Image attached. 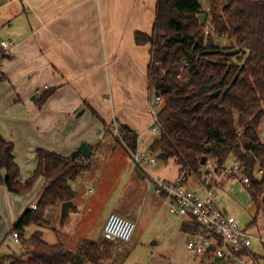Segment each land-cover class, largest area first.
<instances>
[{"label":"crops","instance_id":"crops-1","mask_svg":"<svg viewBox=\"0 0 264 264\" xmlns=\"http://www.w3.org/2000/svg\"><path fill=\"white\" fill-rule=\"evenodd\" d=\"M157 1L0 0V42H9L7 48L0 46L3 50L0 55V134L15 142L19 181L23 183L33 175L38 149L65 157L78 151L81 144L91 150L87 158L92 165L71 182L75 197L73 205L65 211L64 220L75 228L69 230L73 232L74 245L67 247L62 237H57L55 242H62L69 250H75L78 243L86 239L91 214L108 198V191L102 198L89 196L86 187L96 186L105 174L111 183L117 179L111 176L119 175L117 170L129 174L131 161L133 172L126 183L133 186L129 190L128 205L120 203V190L110 213L121 214L137 226L142 212L132 203L138 204L142 186L145 187L143 197H150L153 203L154 217L160 215L165 205L169 208L168 200L156 192L150 177L174 181L179 166L171 159L157 160L155 165L143 161L149 154L148 145L158 135L150 128V46L138 45L135 41L136 33H152ZM216 1L222 4L225 0ZM210 6L204 9L207 11ZM47 89L52 92L39 107L36 99ZM112 122L127 125L136 132L135 153L143 161L139 167L144 174L137 169L133 155L113 136L105 135L107 124ZM44 186V178H38L30 193L24 196L0 186V241L3 230L12 226L26 208L37 201ZM223 208L229 214L228 209ZM255 208L243 224L232 216L241 228L258 237L264 234V213L262 205ZM50 209L52 218L59 221L61 206ZM163 212L161 225L154 234L159 233L154 236L176 226ZM110 213L100 221L101 235ZM185 224L183 219L178 240H183V230L187 234ZM54 231L57 235V229ZM252 249L264 264V243L254 240ZM175 262L189 264L188 260ZM166 263L156 258L149 262Z\"/></svg>","mask_w":264,"mask_h":264},{"label":"trees","instance_id":"trees-1","mask_svg":"<svg viewBox=\"0 0 264 264\" xmlns=\"http://www.w3.org/2000/svg\"><path fill=\"white\" fill-rule=\"evenodd\" d=\"M202 13H206L204 23ZM208 20L213 31L205 40ZM228 35L234 36L232 43L211 45V41L217 43L215 37ZM135 41L150 46L149 88L162 100L158 110L161 133L148 145V153L157 160H173L179 173L184 169L198 173L203 157L217 168L236 158L250 179L247 189L254 205L264 206V138L260 135L264 118V0L224 1L221 10L213 2L209 12L199 0H158L152 33H136ZM235 48L238 53H226ZM244 49L250 55L240 68L234 59L242 61ZM51 92L47 89L38 96L39 107ZM214 92L217 95L212 96ZM112 124L119 128V135H114L111 125L105 135L135 153L136 132L127 125ZM15 147L12 139L0 134V186L20 196L30 193L38 178H44L45 186L35 202L37 208L33 211L28 206L13 225L22 252L0 256V264H85V246L69 250L62 242L50 244L35 234L26 236V229L49 225L48 209L74 199L71 182L91 167L90 158L78 151L65 157L38 149L36 169L22 183ZM137 169L144 174L139 165ZM258 170L262 172L258 174ZM65 217L66 212L61 219ZM198 226L195 223L194 227ZM185 228L190 231V223L186 222ZM118 242L102 234L98 244L111 252Z\"/></svg>","mask_w":264,"mask_h":264},{"label":"rangeland","instance_id":"rangeland-1","mask_svg":"<svg viewBox=\"0 0 264 264\" xmlns=\"http://www.w3.org/2000/svg\"><path fill=\"white\" fill-rule=\"evenodd\" d=\"M211 2L212 0H201L202 6L205 9L206 7L211 5ZM222 4L216 1L215 5L217 6L218 10H221ZM207 12H209V10H207ZM233 40V35H228L222 39L215 37V41L221 46H223L224 44H230L233 42ZM110 128L113 131V124H111ZM260 128L261 139H263L264 118L262 119ZM133 166L134 165L131 161V172H133ZM122 171L123 170L116 171V173L119 175H115V172L114 174H112L115 176H111V179L117 178L116 180H112L114 183H112V181L111 183H108L110 177L105 174L100 181H97L98 183L96 186L91 185L89 187H86V191L89 196L95 195L96 197L102 198L108 191V198L107 201L104 202V204L98 207L95 212L91 214L89 220L90 222L87 225L88 230L87 233H85L86 239L84 243H78V245L76 246L79 249L81 248L80 246H85L83 251L87 254V258L85 257L84 259L85 264H149L150 260H153L154 258L161 260V263L167 262L169 264H176L178 263L175 262L177 260H179L180 262L182 260H188L189 264H198L200 262L208 264L221 263L213 254H200L196 258H192V256L186 249V231H182L185 233L182 236L183 240H178L177 238V234L179 230H181V222L183 221V218L172 215L166 205L165 208L160 210V215L158 214L157 217H154V214H152L154 208L153 203H151V198L145 196L144 198L142 195V192H144L145 189V187L143 186L141 187L142 191L140 190L141 195L137 196V198L140 199L138 201V204L136 205V202L132 203V205L136 206V210L140 209V211L142 212L141 219L139 220V222H137L138 225L136 226V231L132 240L128 243H115L116 247H114L113 251L111 252L107 251L102 247V245L98 244L100 243V239L102 236L100 221L103 220L105 215L112 211L111 207L118 199L120 190L122 194L120 203L123 205H128L127 199L129 190L132 189L131 186H133V184L130 186V182L126 183V181L128 180L131 172H129V174H123ZM259 171L260 170H258V174H260ZM118 181L119 183H117ZM215 194L217 204L222 208L223 206H225L228 209L229 214L236 216L238 222H240L241 224L247 221V219H249L250 213H253V211L256 209L250 192L242 182L241 174H239L237 177L225 178L223 184L218 185L215 188ZM163 210L167 213L168 220L175 223L176 226H174L176 230L174 227H172L173 229L171 228V230L165 231L163 233L160 232L159 236H154L158 235L159 233L158 232L157 234H154L156 228L161 225L162 220L160 216H164ZM61 213L62 212H60V214ZM46 216L49 220V225L30 226L27 228L26 236L35 234L48 243H55L57 237L59 239L62 237L66 239L65 244L67 247L71 244L74 245V243L72 242L73 232H70L69 230H73L75 228L71 227V225L68 226V222L65 221L66 219L64 218L65 220H62L61 216L59 215V221L56 222V220L52 218L51 211H48ZM13 225L3 230L2 240L0 241V256L6 254H19L20 252H22L21 245L15 243L14 239L12 238ZM55 229H57L58 231V236L54 231ZM170 237L172 238L169 239ZM92 242L97 243V246L93 248L91 246ZM154 242H156L157 244H154ZM77 248H75V250ZM82 249L83 248H81V250Z\"/></svg>","mask_w":264,"mask_h":264},{"label":"built area","instance_id":"built-area-1","mask_svg":"<svg viewBox=\"0 0 264 264\" xmlns=\"http://www.w3.org/2000/svg\"><path fill=\"white\" fill-rule=\"evenodd\" d=\"M213 31L210 20L204 26L205 40ZM0 46L7 48L9 42L2 41ZM151 131L159 135L161 125L158 119V110L161 98L155 95L151 89L149 92ZM114 135H119V128L114 124ZM240 135V133H238ZM134 160L142 166V162L155 165V156L147 154L142 161L138 154L133 153ZM262 171L260 170L259 173ZM242 175L243 184L250 186V179L245 175L238 159L232 158L229 162L217 168L211 160H207L198 173L184 169L176 180L166 181L150 177V182L155 186L158 194L164 196L169 202L172 215L182 217L190 223V231H187L186 249L192 258L200 254H213L220 264H262L261 257L253 249L254 240L264 243V234L254 237L248 230L239 226L236 218L228 214L216 201L215 188L223 184L225 178ZM264 196V193L262 194ZM34 211L37 206L32 204ZM264 213V206H262ZM195 223L199 224L197 228ZM136 229V223L118 213H110L103 227V237L110 241L128 243L131 241ZM14 242L20 245V237L17 232L12 233ZM213 246L214 250L207 249Z\"/></svg>","mask_w":264,"mask_h":264},{"label":"water","instance_id":"water-1","mask_svg":"<svg viewBox=\"0 0 264 264\" xmlns=\"http://www.w3.org/2000/svg\"><path fill=\"white\" fill-rule=\"evenodd\" d=\"M225 1L228 2L229 0H225ZM200 19H201V22L204 23V22L206 21V13H202V14L200 15ZM211 45H212L213 47H219V44L214 43L213 41H211ZM238 52H239V48H235V49H233V50L226 51V53H228V54H236V53H238ZM243 52L246 53V56L244 57V59H243L242 61L237 62V60L234 59V62H235L236 64H238V65L240 66V68L243 66L244 62L246 61V59H247L248 56L250 55V51L247 50V49H244ZM215 95H217V92H214V93L212 94V96H215ZM78 152H79L81 155L85 156V157H90V156H91V150L88 148V146H87L86 144H81V145L79 146V148H78ZM206 161H207V158H206V157H203L202 160H201V165H205ZM72 205H73V202H72V201L64 202V203L62 204V206H61V209H62V210H61V212H62L61 214L63 215V214L65 213L66 209H67L68 207L72 206ZM207 250H208V251H212V250H214V247H213V246H210Z\"/></svg>","mask_w":264,"mask_h":264}]
</instances>
